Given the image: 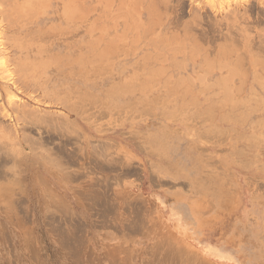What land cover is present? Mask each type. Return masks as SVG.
<instances>
[{"label": "rangeland", "instance_id": "obj_1", "mask_svg": "<svg viewBox=\"0 0 264 264\" xmlns=\"http://www.w3.org/2000/svg\"><path fill=\"white\" fill-rule=\"evenodd\" d=\"M27 1L0 0V264H264V0H81L47 40L63 4Z\"/></svg>", "mask_w": 264, "mask_h": 264}, {"label": "bare ground", "instance_id": "obj_2", "mask_svg": "<svg viewBox=\"0 0 264 264\" xmlns=\"http://www.w3.org/2000/svg\"><path fill=\"white\" fill-rule=\"evenodd\" d=\"M32 1V3H30ZM31 1H27V5L29 6V3H30V5L32 4L33 5V3H35L34 5H36V4H38L39 2H40V0L38 1V0H35V2H34V0H31ZM46 2V1H48V0H41V5L40 4H38L40 7H44V6H46L47 5V2L44 4V2ZM61 2L62 4H63V6H62V11H61V13H59L58 15H50V17L48 18V19H46L48 22H50V21H52V20H55V19H58V20H60L61 21V24H63V26H61V25H55V26H49V28H46L47 29V31L45 32L44 31V27H43V23H40V26L41 27H39V28H36L35 30H33V32H31L32 34H35V37H33L32 39L33 40H37V39H39V40H42V37H43V39H45L46 37H48V38H54V37H57V35L58 34H60V35H63V36H67V35H72L75 31H70V30H72V29H74V28H81L82 27V23L80 24V26L77 24V26H75L74 28H72L71 29V27H70V25H72L71 23L74 21V20H76V22L77 21H80V20H83L85 17V12H84V10H85V8H84V6H81V4H80V2H81V0H72V2H77L78 1V5L79 6H77V5H73L72 3H70L69 2V0H58V2ZM101 1V0H100ZM123 1V0H122ZM9 2V1H8ZM23 2H24V0H23ZM29 2V3H28ZM43 2V3H42ZM70 3V5L72 4V6L70 7L71 9H69V6H68V4ZM83 2H84V0H83ZM107 2H108V0H107ZM106 1H105V3H107ZM113 2V1H112ZM121 2V1H120ZM119 2V3H120ZM2 3V2H1ZM12 4H13V2H11ZM3 4V3H2ZM18 3L16 2L15 3V5H13L14 7L16 6H19V5H17ZM42 4H44V6L42 5ZM67 4V5H66ZM111 4V3H110ZM24 5V4H23ZM23 5H21V6H23ZM34 5H33V9H34ZM50 5V4H49ZM104 5V4H103ZM112 5H113V3H112ZM4 6V5H3ZM12 6V9L14 8ZM21 6H19L18 8H22ZM28 6H26V7H28ZM37 6V5H36ZM39 6H37V7H39ZM7 7H8V5H7ZM16 7H15V9H16ZM104 7V6H103ZM165 7V6H164ZM6 8V7H5ZM9 9H10V7H8ZM7 8V9H8ZM17 8V10H19ZM48 8V7H47ZM106 8V7H105ZM125 8V7H124ZM1 9V8H0ZM8 9V10H9ZM14 9V11H13V14H14V12L16 11ZM37 9V8H36ZM36 9H34V10H36ZM40 9V8H39ZM39 9H37V10H39ZM66 9H68V13H69V15H67L66 14ZM3 10V9H2ZM1 10V11H2ZM4 10H6V9H4ZM3 10V11H4ZM7 10V11H8ZM11 10V9H10ZM21 10L22 9H20V12H21ZM25 10V9H24ZM23 10V11H24ZM26 10H28V9H26ZM25 10V11H26ZM32 9H30V11H31ZM36 10V11H37ZM41 10H42V8H41ZM110 10V9H109ZM119 10V9H118ZM130 10V9H129ZM25 11H24V13H25ZM33 11V10H32ZM47 11V10H46ZM57 11V10H56ZM125 11V10H124ZM9 12H12V11H9ZM8 12V14H10ZM17 12V11H16ZM113 12V11H112ZM4 13V12H3ZM6 13V12H5ZM22 13V12H21ZM26 13H28L29 14V12H26ZM33 14H34V12H32ZM38 13H39V11H38ZM58 13V12H57ZM65 13V14H64ZM130 13H131V11H130ZM16 14V13H15ZM17 14H18V12H17ZM16 14V15H17ZM23 14V13H22ZM27 14V15H28ZM132 14V13H131ZM1 15H2V13L0 14V17H1ZM5 15V14H4ZM4 15H3V17H4ZM19 15V14H18ZM21 15V14H20ZM19 15V16H20ZM26 15V16H27ZM37 15V14H36ZM90 15V14H89ZM6 16V15H5ZM12 16V15H11ZM22 16H24V14L22 15ZM32 16V15H31ZM132 16V15H131ZM7 17V16H6ZM13 17H14V15H13ZM25 17V16H24ZM28 18H29V16H28ZM27 19V18H26ZM2 20H3V18H2ZM5 20V19H4ZM13 20H14V18H13ZM12 20V21H13ZM16 20V19H15ZM9 21V20H8ZM11 21V22H12ZM25 21V20H24ZM3 22V21H2ZM1 22V23H2ZM16 22V21H15ZM31 22V21H30ZM41 22H42V20H41ZM7 23V22H6ZM20 23V22H19ZM27 23H29V22H27ZM16 24H17V22H16ZM23 24V23H22ZM24 25H26V24H24ZM86 25V24H85ZM90 25H91V23H90ZM23 26V25H22ZM58 27H60V29H62L63 31H66L65 33L63 32V33H59V32H56V30L58 29ZM86 27V26H85ZM11 28H12V26H11ZM133 28V27H132ZM68 29H69V31L70 32H68ZM134 29H135V27H134ZM91 31V30H90ZM92 31H93V29H92ZM1 33V32H0ZM20 34V33H19ZM75 34V33H74ZM73 34V36H75ZM77 34H79V33H77ZM77 34H76V36H77ZM4 35H6V34H4ZM7 36H9V35H7ZM24 36L26 37V36H28V35H26V34H24ZM33 36V35H32ZM40 36V37H39ZM136 36V35H135ZM68 37V36H67ZM8 38V37H7ZM41 38V39H40ZM48 38H46V40L48 39ZM59 38V37H58ZM62 38V37H61ZM70 38H71V36H70ZM16 39V38H15ZM22 39V38H21ZM26 39V38H25ZM31 39V40H32ZM55 39V38H54ZM119 39V38H118ZM232 39V38H231ZM17 40V39H16ZM28 40H30V39H28ZM50 40V39H49ZM48 40V41H49ZM228 40H230V39H228ZM5 41V40H4ZM137 41V40H136ZM234 41V40H233ZM1 42V41H0ZM6 42V41H5ZM46 42V41H45ZM4 43V42H3ZM35 43V42H34ZM261 43V42H260ZM32 44V43H31ZM53 44V43H52ZM237 44V43H236ZM5 45H6V43H5ZM4 45V46H5ZM23 46H24V44H22ZM28 45V44H27ZM70 46V45H69ZM238 46V45H237ZM18 47V46H17ZM38 47H40V46H38V45H35V50H36V52L38 51ZM255 47V46H254ZM256 47H258V46H256ZM13 48V47H12ZM20 48V47H19ZM26 48V47H25ZM45 48V47H44ZM76 48V47H75ZM79 53H76L74 56L70 53L71 52V50L70 51H68V45H66V46H64V50H66V51H64V53H63V51H61V54L60 53H58V55H50L51 57H50V59H51V61H50V59L48 60V59H46V60H48L50 63H51V65L52 64H57V63H59V59H60V64L61 63H67V64H72V65H79V67L81 66L82 67V65H83V63H84V60H85V53H84V49L83 48H81V45L79 44ZM86 49V48H85ZM9 50V49H8ZM17 50V49H16ZM20 50H22L21 48H20ZM24 50V49H23ZM42 50V49H41ZM1 52V51H0ZM3 52V51H2ZM5 52V51H4ZM50 52H51V50H50ZM17 53V52H16ZM39 53V52H38ZM102 54V53H101ZM35 55V54H34ZM33 55V56H34ZM240 55V54H239ZM25 56V55H24ZM35 56H37V54L35 55ZM90 56V55H89ZM105 56H107V55H105ZM237 56V55H236ZM26 57V56H25ZM98 57H100V56H98ZM114 57V56H113ZM0 58H1V56H0ZM49 58V57H48ZM76 59L77 58V60H73V59ZM111 58V57H110ZM239 58H241V57H239ZM244 58V57H243ZM9 59V58H8ZM98 59V58H97ZM10 60H12V59H10ZM103 60H105V59H103ZM137 60V59H136ZM239 60H241V59H239ZM252 60H254V59H252ZM1 61V60H0ZM29 61H35L36 63H39V62H41V60H39V58L38 57H34L33 59H30ZM237 61H238V59H237ZM255 61V60H254ZM19 62V61H18ZM21 62V61H20ZM49 62H48V64H49ZM239 62V61H238ZM258 62V61H257ZM2 63V62H1ZM5 63V62H4ZM4 63H3V65H4ZM8 63V62H7ZM22 63V62H21ZM46 63H47V61H46ZM87 63V62H86ZM220 63V62H219ZM25 64H27V63H25ZM20 65L19 63H17V65H20V69L18 68V70L17 71H19L20 73L23 71V69L25 68L24 66H28V64L27 65ZM236 64H237V62L236 61H234L233 62V69L231 70V72L230 73H232L233 74V72H234V68L236 67ZM245 64V63H244ZM257 64V63H256ZM260 65L261 64H263L264 65V60L263 61H260V63H259ZM258 64V65H259ZM16 65V66H17ZM29 65H31V64H29ZM1 66V65H0ZM15 66V67H16ZM21 66H22V68H21ZM57 66V65H56ZM59 66V65H58ZM68 66V65H67ZM94 66V65H93ZM3 67V66H2ZM30 67V66H29ZM69 67V66H68ZM67 67V68H68ZM27 68V67H26ZM50 68V67H49ZM56 68V67H55ZM139 68V67H138ZM5 69V68H4ZM22 69V70H21ZM28 69V68H27ZM51 69V68H50ZM57 69V68H56ZM62 69H60V71H61ZM1 71V70H0ZM3 71V70H2ZM80 71V70H79ZM11 72V71H10ZM16 72V71H15ZM26 72H27V70H26ZM37 72V71H36ZM41 72V71H40ZM67 72V71H66ZM82 72V71H81ZM23 73V72H22ZM39 73V72H38ZM38 73H36V74H38ZM65 73V72H64ZM78 73V72H77ZM18 74V73H17ZM24 74V73H23ZM29 74V73H28ZM28 74H26V76H28ZM35 74V75H36ZM66 74V73H65ZM3 75H4V73H3ZM30 75H33V71H32V74H30ZM29 75V76H30ZM68 75V74H67ZM74 75V74H73ZM80 75V74H79ZM139 75V74H138ZM147 75V74H146ZM6 76V75H5ZM21 76V75H20ZM81 76V75H80ZM85 76V75H84ZM227 76V75H226ZM228 76H229V74H228ZM69 77V76H68ZM2 78V77H1ZM5 78V77H4ZM19 78V77H18ZM30 78V77H29ZM146 78V77H145ZM225 79H227V78H225ZM229 80V83H230V81H231V78H230V76H229V78H228ZM17 80V79H16ZM28 80V79H27ZM82 80V79H81ZM186 80V79H185ZM197 80V79H196ZM200 80V82L202 81L201 80V78L199 79ZM23 81V80H22ZM184 81V80H183ZM192 81V80H191ZM25 82H27L26 80H25ZM222 83H226V81L225 80H222ZM241 83V82H240ZM261 83H264V81L263 82H260V84ZM154 84V83H153ZM216 84V83H215ZM212 85V84H211ZM64 86V85H63ZM242 86V85H241ZM23 87V86H22ZM54 87H56V86H54ZM225 87V86H224ZM233 87V86H232ZM229 88V90H227V92H229V96H230V93H232L231 91V89H233V88ZM238 87V86H237ZM239 87H240V84H239ZM36 88V87H35ZM226 88V87H225ZM235 88H236V86H235ZM234 88V90H236ZM242 88V87H241ZM240 88V89H241ZM258 88H261V89H263V94H264V84H261V85H259L258 86ZM243 89V88H242ZM224 90V89H223ZM243 91V90H242ZM236 92V91H235ZM237 92H238V90H237ZM236 92V93H237ZM219 94H220V92H219ZM222 95H225V92L223 91V93H222ZM13 96V95H12ZM59 96V95H58ZM188 96V95H187ZM7 97V96H6ZM52 98H54V97H52ZM61 98H63V97H61ZM237 98V97H236ZM11 99V98H10ZM59 99V98H58ZM64 99V98H63ZM72 99V98H71ZM233 99V98H232ZM6 101V100H5ZM7 102V101H6ZM13 103V102H12ZM11 103V104H12ZM78 103V102H77ZM225 103V102H224ZM256 103H257V108H259V110H261V109H263L264 110V101H262V100H260V102H259V100H257L256 101ZM10 104V105H11ZM14 104V103H13ZM17 104V103H16ZM87 104V103H86ZM250 104V103H249ZM156 105V104H155ZM1 106V105H0ZM16 106V105H15ZM20 106H23V104H21ZM67 106V105H66ZM65 106V108H69V107H66ZM80 106V105H79ZM244 106V105H243ZM25 107V106H24ZM11 108V107H10ZM225 108V107H224ZM223 108V109H224ZM20 109H22V108H20ZM178 109V108H177ZM229 109H231L230 111H232L233 113H235V112H237L236 114H230L229 113V115H235L236 116V118H239V117H237L238 115H243V118L241 119H239V120H242V121H249L250 120V118L256 113V110H253V111H251L250 110V108L249 107H246V108H241V106L240 105H237V104H228V105H226V110H229ZM2 111V110H1ZM20 111V110H19ZM19 111H16L17 113H18V116L20 115V117L21 118H28V117H31L30 119H34L36 122H38L39 120H41V119H39L38 121H37V119H35V115L34 114H29L30 116H28L27 114V112H19ZM32 111V110H31ZM71 111V110H70ZM177 111V110H176ZM3 112V111H2ZM180 112V111H179ZM184 112H185V110H184ZM231 112V113H232ZM27 113V114H26ZM45 114V113H44ZM0 115H2V114H0ZM33 115V116H32ZM37 115V114H36ZM38 115H40V114H38ZM42 115V114H41ZM46 115V114H45ZM44 115V116H45ZM3 116V115H2ZM34 117V118H33ZM37 117V116H36ZM40 117V116H39ZM46 117V116H45ZM65 117V116H64ZM58 119V118H57ZM256 120H259V121H263L262 120V118H259L258 117V119H256ZM18 121V120H17ZM27 121V120H26ZM42 121V120H41ZM24 123H26V122H24ZM30 123V122H29ZM33 123V122H32ZM41 123V122H40ZM253 124L252 125H259V123L258 122H256V121H253L252 122ZM31 124V123H30ZM245 124V123H244ZM61 126V125H60ZM64 127V126H63ZM64 129V128H63ZM68 130V129H67ZM69 130H70V128H69ZM2 132V131H1ZM3 134V133H2ZM207 165V164H206Z\"/></svg>", "mask_w": 264, "mask_h": 264}]
</instances>
